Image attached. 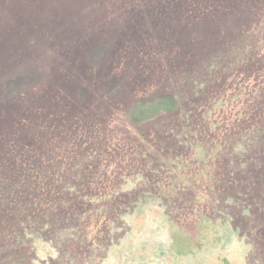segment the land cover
<instances>
[{"label": "rangeland", "instance_id": "obj_1", "mask_svg": "<svg viewBox=\"0 0 264 264\" xmlns=\"http://www.w3.org/2000/svg\"><path fill=\"white\" fill-rule=\"evenodd\" d=\"M187 95L191 144L162 103ZM53 164L79 220L18 186ZM0 171V264H264V0H0Z\"/></svg>", "mask_w": 264, "mask_h": 264}, {"label": "trees", "instance_id": "obj_2", "mask_svg": "<svg viewBox=\"0 0 264 264\" xmlns=\"http://www.w3.org/2000/svg\"><path fill=\"white\" fill-rule=\"evenodd\" d=\"M213 70H215L214 66L211 69L209 67L207 71L211 72ZM162 103L164 105H168V107H169L168 110H169V113L171 115L174 112L173 115L175 117L180 116V119L177 121V123L174 124V126L176 127L177 130H181L180 135H181V138L183 139V141L190 142L188 144H191L192 141L198 142L199 140H194L195 138H193L194 137L193 131L191 130V128L194 126V124H193V126H189V124L186 123V121H191L192 123L194 122L192 119L191 111L194 110V105L196 104V99L194 97H190V95H187L186 97L183 96V99H176L174 97H168V98L162 100ZM152 108L156 109V112L149 114V113H151L150 110H152ZM159 109H160L159 103L156 105H155V103L153 105H143V106L139 107L140 111L138 113L145 116V117L146 116L152 117L153 114H156ZM187 112H190V113L187 115ZM186 115L188 118H186ZM254 132L255 131L253 130L252 133H254ZM162 137H163V139L169 140L170 136L168 134V130L165 129V133L163 134ZM100 146L104 149L105 152H107V150H106L107 148H110V150H111V146L106 142L102 141ZM106 146H108V147H106ZM199 147H202V146H199ZM119 150L120 151L118 153L120 156L118 158H115V159L116 160H122L123 163L129 164L130 158L126 157V154H125V152L127 151V148H125L124 145H120ZM220 151H222V148H218L215 150L214 148L211 147L212 153L215 152V154H216ZM242 151H243V149L240 150V145H239V143H237L236 145H232V148L228 149L227 152L225 154H223L225 163L227 164L226 169H225L224 165L222 167V171L225 169V177H224L223 173L220 174L221 171L218 170V172L215 173L216 176L214 179H216V180L213 182V185L211 187L212 190L215 192L213 194L214 197L215 198L219 197L220 201L223 200V196L225 194L226 195L232 194V197H230L231 199L234 197H237L239 195V188H237V187L240 185V183L242 184L243 181L242 180L239 181L240 178H239L238 174L240 172H246V170H247L246 165L248 163V160L245 157L246 155ZM187 153H189V152H187ZM85 154H86L85 151H81L79 153V156L84 157ZM109 154H110V151H109ZM214 158H215V156H214ZM115 159H113V160H115ZM55 170H58L56 164H53V166L48 167L46 169V171L44 168V171L39 175V177L37 178V180L35 181L34 184L28 178H26V179L18 178V186L20 187L21 191H28V189H25V183H27V184H31V186L34 187L33 190H35L37 188H40V182L41 181L43 183H45L44 180H46L47 184L46 183L45 184L47 186L45 184L44 185H45L46 189L49 190L46 193V201L48 204H50L49 205L50 210L54 209L56 206H58L62 203L73 204L76 202V213L71 219L79 220L81 218V216L84 214L83 208H84L85 202L83 200V196H88V195L87 194L80 195L81 199L79 201H75L77 198H74L71 196H66L64 198L59 197L57 195L59 192L52 195L56 191L55 189H57V185L54 186V184L52 183L53 181L56 180L55 177L53 176L54 172H56ZM0 173H1V171H0ZM251 177L252 176L247 177V180L249 182H250ZM207 178H208L207 180L210 181V177L207 176ZM61 181H62L63 186H64L63 188H65V186L69 184V180L67 179V177L62 178ZM225 181H226V183H224ZM14 182L12 183L11 176H9V175H8V177H4V178L0 177V184L1 185H6V186L12 187ZM217 189L222 191V193L218 192ZM1 191H3V190H0V193H1ZM50 193H52L51 194L52 197L50 196ZM219 193H221V194H219ZM129 194L133 195V193H129ZM48 196H50L51 198H48ZM91 196H92V198H99V193H93L91 191ZM131 197H132L131 195H128V194L123 195L122 194L121 200H125V199L129 200V198H131ZM5 199L9 202H13V199H10L8 197L7 198L5 197ZM90 202L91 201H88V203H90ZM12 205L19 206L15 203H13ZM28 211H29V213L33 212L32 209L28 210ZM124 212H125V210H124Z\"/></svg>", "mask_w": 264, "mask_h": 264}]
</instances>
